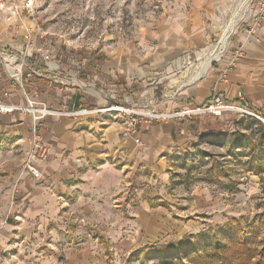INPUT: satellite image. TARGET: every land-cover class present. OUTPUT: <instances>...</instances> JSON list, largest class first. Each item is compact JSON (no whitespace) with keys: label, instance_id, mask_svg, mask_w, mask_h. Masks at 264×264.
I'll return each mask as SVG.
<instances>
[{"label":"crops","instance_id":"1","mask_svg":"<svg viewBox=\"0 0 264 264\" xmlns=\"http://www.w3.org/2000/svg\"><path fill=\"white\" fill-rule=\"evenodd\" d=\"M225 1L177 0L163 16L159 31H148L150 38L138 48L121 49L114 56L100 52L99 60H74V56L60 60L63 48L58 44L41 51L27 41L29 26L22 14L0 20V49L22 54L18 61L24 64L22 78L15 81L0 60V103L25 105L29 96L55 110L122 105L175 112L204 106L219 96L264 118L260 5L238 28L218 62L196 79L197 70L189 75L194 61L203 59L219 34ZM238 45H243L244 56L228 67ZM34 49L44 53L38 60H24ZM222 116L141 123V144L135 136L123 134L122 116L46 118L39 135L51 155L39 166L41 178L24 169L0 178V264H112V254L129 256L155 244L156 236L164 238L172 228L181 229L172 224L165 207L153 212L144 194L149 189L154 193L152 182L166 181L167 158L200 136L208 118ZM33 137L31 115L0 112L2 143L9 142L26 156ZM142 181L148 183L141 186ZM139 190L140 203L135 197L128 202L123 197L124 191Z\"/></svg>","mask_w":264,"mask_h":264},{"label":"rangeland","instance_id":"2","mask_svg":"<svg viewBox=\"0 0 264 264\" xmlns=\"http://www.w3.org/2000/svg\"><path fill=\"white\" fill-rule=\"evenodd\" d=\"M16 1L19 2L0 0L1 21L14 17L11 7L13 4H24L27 0ZM241 1L245 0L224 2V18L219 34L210 43V48L203 52V59L194 61L189 75L219 46L233 11L240 10ZM176 2L177 0H35L33 11L24 10L21 14L29 26L27 41L40 46L41 51H45L47 45L55 43L63 48L60 50V60H72L73 56L74 60H99L98 56L102 53L114 56L121 49L133 46L138 48L139 44L150 38L148 31H159L163 16L174 8ZM261 2L262 0H250L248 6L241 8L239 13L243 15V19L236 24V30L222 56L226 54L238 28L249 20L252 11ZM26 51H23L24 54ZM42 53L44 52L34 49L30 57L24 56L23 59L38 60ZM4 54H10L16 60H21L22 56L1 46L0 60L6 59ZM255 117L233 111L223 113L219 119L208 118V125L200 136L188 140L167 158L166 181H155L156 184L152 182L154 193L150 194L149 189L143 197L149 201L153 212H159L160 208L165 207L169 217L175 221L172 224L181 227L177 230L172 228L171 234L164 238L156 236L153 240L158 241L151 246L177 244L186 236L214 231L225 247L221 248L218 253L220 255L214 258L212 255L217 253L211 247L208 254L213 258H208L207 253H204L196 263L193 253L189 252L171 263H165L153 260L149 252H142L151 247L147 246L124 257L109 253V260L114 262L112 264H243L245 253L247 254L244 248L221 238L230 228H238V232L241 229L251 230L252 237L257 233L255 239L251 240V249L256 252L261 250L264 246V130L252 123L251 120L260 122ZM26 156L9 142L0 141V178L10 171L23 170ZM147 183L142 181L140 185ZM141 195V190L136 193L123 192L127 202L135 197L136 202L140 203ZM104 244L110 246L107 242ZM257 259H253L252 263Z\"/></svg>","mask_w":264,"mask_h":264},{"label":"built area","instance_id":"3","mask_svg":"<svg viewBox=\"0 0 264 264\" xmlns=\"http://www.w3.org/2000/svg\"><path fill=\"white\" fill-rule=\"evenodd\" d=\"M262 7L261 16H264V3L259 4ZM35 6V0H27L24 4L15 3L11 7L13 9L12 13L14 16H20L24 10L33 11ZM243 45H238L234 49L231 58L227 64L228 67H232L237 64V62L244 56ZM216 59L214 62H218ZM5 60L3 62L6 64L7 68H10L12 72V78L15 81L22 78V72L24 64L16 60L11 59L10 54H4ZM45 60L50 59V55L46 54L44 56ZM13 59V58H12ZM221 77L225 80L226 74L223 72ZM76 82V81H75ZM238 111L248 115H254L247 108L243 106L229 105L225 103L221 97L214 96L208 104L204 106H199L191 109H184L175 112H159L143 108L136 107H126L122 105H112L110 107L95 106L93 108H84L74 105L72 108H62L59 110L52 109L48 105L39 100H35L29 96L26 97L25 105H7L0 103V112L3 113H27L31 115L33 120V134L34 137L31 141L30 149L27 153L24 170L31 173L36 178H41L42 174L39 170V166L47 163L51 155V148L46 145L39 135V129L43 121L50 116H64L68 118H81L86 116H98L103 114H112L114 116H122L124 118L123 124V134L125 136H135L136 143L141 144L140 138H138V127L141 123L150 124L155 121L161 122L170 119H184L191 118L198 115H215L220 116L226 112Z\"/></svg>","mask_w":264,"mask_h":264},{"label":"trees","instance_id":"4","mask_svg":"<svg viewBox=\"0 0 264 264\" xmlns=\"http://www.w3.org/2000/svg\"><path fill=\"white\" fill-rule=\"evenodd\" d=\"M253 124H258L264 130V124L260 122H256L255 120H251ZM235 229V233H234ZM225 229H223L224 231ZM229 231H226L221 238L227 239V241L231 244L235 243L238 246H242L244 250L247 252L246 258L244 259L243 264H264V246L261 248L260 251H253L252 243L253 238L257 236V233L254 234L255 236H251V230L248 231L247 229H241L238 232V228H230ZM254 231V230H252ZM224 244L220 242L219 237L217 236L214 231L207 232V233H200L197 235H189L186 236L180 242L168 244L165 246H151L145 248L142 252H149V255H152L153 260H161L165 263H171L175 258L181 255H187V253H193V260L197 263V259L204 253H207L208 258H216L218 257V253L221 252V248ZM214 247L215 253L217 255L208 254L209 248ZM155 257V258H154ZM189 257V256H188ZM258 258L255 263H252V260Z\"/></svg>","mask_w":264,"mask_h":264},{"label":"bare ground","instance_id":"5","mask_svg":"<svg viewBox=\"0 0 264 264\" xmlns=\"http://www.w3.org/2000/svg\"><path fill=\"white\" fill-rule=\"evenodd\" d=\"M250 0H245L244 2L241 3V5H239L240 7V10L241 8H243L244 6H248V2ZM238 9H235L232 13V17L228 23V26H227V29L226 31L224 32L222 38H221V41H220V44L219 46L214 49L212 51V53L206 58V60L204 62H202V64H200V66L198 67L197 71H196V77H194L195 79L202 75L203 73H205L211 66V64L216 60V59H219L225 52L227 46H228V43H229V40H230V37L232 36V34L235 32L236 30V24L238 23L239 20H242L243 19V15H241L239 13ZM11 60H15V58L11 59ZM204 76V75H203ZM193 81V80H192Z\"/></svg>","mask_w":264,"mask_h":264},{"label":"water","instance_id":"6","mask_svg":"<svg viewBox=\"0 0 264 264\" xmlns=\"http://www.w3.org/2000/svg\"><path fill=\"white\" fill-rule=\"evenodd\" d=\"M255 117V116H254ZM256 119H258L259 121L263 122L264 123V120L259 118L258 116L255 117Z\"/></svg>","mask_w":264,"mask_h":264}]
</instances>
